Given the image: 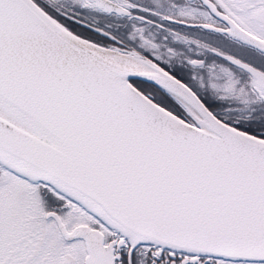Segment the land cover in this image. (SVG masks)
Instances as JSON below:
<instances>
[{
	"label": "snow or ice",
	"instance_id": "1",
	"mask_svg": "<svg viewBox=\"0 0 264 264\" xmlns=\"http://www.w3.org/2000/svg\"><path fill=\"white\" fill-rule=\"evenodd\" d=\"M0 264H264V0H0Z\"/></svg>",
	"mask_w": 264,
	"mask_h": 264
}]
</instances>
